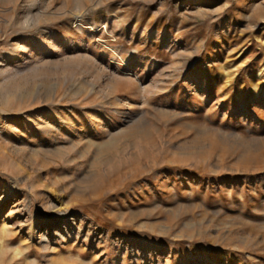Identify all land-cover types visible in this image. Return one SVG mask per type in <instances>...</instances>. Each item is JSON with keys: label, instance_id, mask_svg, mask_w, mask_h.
<instances>
[{"label": "rangeland", "instance_id": "rangeland-1", "mask_svg": "<svg viewBox=\"0 0 264 264\" xmlns=\"http://www.w3.org/2000/svg\"><path fill=\"white\" fill-rule=\"evenodd\" d=\"M0 264H264V0H0Z\"/></svg>", "mask_w": 264, "mask_h": 264}, {"label": "built area", "instance_id": "built-area-1", "mask_svg": "<svg viewBox=\"0 0 264 264\" xmlns=\"http://www.w3.org/2000/svg\"><path fill=\"white\" fill-rule=\"evenodd\" d=\"M107 49L110 51L111 55V61L110 63L115 66L118 70L123 72L124 74L129 71L128 63L119 55L114 49L111 47H107ZM127 74H130L129 72Z\"/></svg>", "mask_w": 264, "mask_h": 264}, {"label": "bare ground", "instance_id": "bare-ground-1", "mask_svg": "<svg viewBox=\"0 0 264 264\" xmlns=\"http://www.w3.org/2000/svg\"><path fill=\"white\" fill-rule=\"evenodd\" d=\"M14 185H15V186H14V188H15V187H16V183H14ZM12 191H13V190H12ZM57 212H58V211H57ZM66 214H67L66 212L62 213L63 219H65L64 221H67V220H66V219H67V218H66V217H67ZM59 218H60V217H59ZM59 218H58V219H59ZM53 227H54V226H53ZM68 233H69V232H68ZM46 234H48V233H46Z\"/></svg>", "mask_w": 264, "mask_h": 264}]
</instances>
